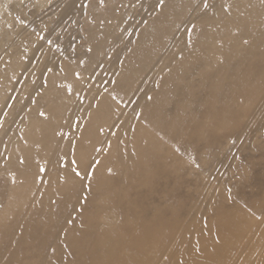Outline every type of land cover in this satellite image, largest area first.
<instances>
[{
  "label": "bare ground",
  "instance_id": "1",
  "mask_svg": "<svg viewBox=\"0 0 264 264\" xmlns=\"http://www.w3.org/2000/svg\"><path fill=\"white\" fill-rule=\"evenodd\" d=\"M10 1L0 2V103L6 89L16 87L11 112L18 108L26 117L0 129V146L5 147L0 173L11 179L8 203L0 210V264H53L45 247L50 229L59 226L51 203L80 184L74 170L85 173L89 157L113 123L112 132L124 135L122 140L110 136L97 153L91 175L95 214L80 234L68 233L66 241L76 252L67 264H264V185L253 183L256 175L248 167L229 189L219 186L212 208L213 200L209 203L210 215L185 223L171 214L165 220L139 217L135 224L132 219L115 224L113 218L111 224L113 186L107 171V165L147 171L148 163L173 158L176 149L186 146L184 137L211 143L215 128L241 133L250 127L247 135L252 133L256 141L264 130V0H214L211 10L198 8L195 26L182 29L163 56L160 51L196 0H86L85 5L70 0L58 12L59 21L76 19L84 10V45L73 58L69 40L53 51L52 36L61 22L32 28L25 8L9 6ZM48 1L35 3L40 8ZM175 47L182 53L179 59ZM98 71L115 76L106 90L98 91L97 99L102 91L104 97L84 107V124L75 130V94ZM21 73L28 76L20 78ZM160 73L164 75L156 81ZM142 77V84L149 78L154 83L142 93L139 89L134 106L142 112L135 117L132 108L124 112L121 107ZM98 79L91 92L102 87ZM236 160L237 153L232 164ZM216 178L221 184L219 173ZM33 205L36 218L22 224L26 218L20 213ZM11 210L15 215H9Z\"/></svg>",
  "mask_w": 264,
  "mask_h": 264
},
{
  "label": "rangeland",
  "instance_id": "2",
  "mask_svg": "<svg viewBox=\"0 0 264 264\" xmlns=\"http://www.w3.org/2000/svg\"><path fill=\"white\" fill-rule=\"evenodd\" d=\"M35 1L37 0H21L16 4L15 0H11L8 5L10 6L13 3L16 6H23L25 8L24 10L27 11V15H29L27 23L31 25L32 28H37L40 25H46L48 29L61 22L57 32H55L52 36L53 39H55L53 51L56 53L55 49L58 48L60 44H64L67 40H69L70 44H72V48L69 52L72 55V58L76 56L78 54L77 48L84 45V40L82 38L83 31L81 30L84 10L82 9L81 16L76 19L69 16L59 21L58 16L60 12L70 0H49L47 4L40 8H37ZM87 1L81 0L78 5L82 3L85 5ZM213 1L214 0H207V7H205V0H196L191 4L185 17L181 21L178 31L176 29L173 32L175 35L173 34L174 36L168 45L160 51L159 56L165 55V52L171 48L173 42L177 39L178 33L182 29L190 30L195 26L196 23L193 21L194 12L200 7L204 8L206 11L211 10ZM14 12L16 11L14 10ZM175 50H177L175 58H181L182 53L179 52V48L175 47ZM158 58L159 57H156V59ZM185 58L190 59V56L186 54ZM54 59L56 61L59 58L56 57ZM163 73H160V75L157 76L156 81H158L160 76L162 77V75H164ZM25 75L28 76V73H21L20 78ZM45 75V72L41 73L40 77L44 79ZM114 76L115 74L113 71L104 73H100L99 71L98 73L95 72L90 75L89 80L86 81V83L81 86L79 91L76 92L73 100V105H75L73 107L75 114L73 115H75V118L72 122L75 130L82 127L84 124V107L87 108L94 101L97 102L99 98L102 99L104 97L102 91L101 95L97 99V93L101 90V88H105L106 90ZM99 77L100 79H98ZM97 79L102 82V87L98 86L91 92L89 87L93 85ZM141 79L143 80V77L134 83L135 86H133L131 96L124 100V107H121V110L124 109V112H127L132 108V112L135 117H138V115L142 112L139 107L134 106L136 97L142 93L147 84L154 83V81L152 79L150 81L149 78L147 81H143L142 84ZM17 85V88L22 86V84L19 86V83ZM40 89V84H38L34 89V93H39ZM139 89L141 90V93ZM6 92L7 96H5L3 102L0 103V129L6 127L8 124L11 125L10 122L13 123L15 120L23 123V120L26 117V114L23 115L22 113L19 114L20 112H17L18 108H15L13 113L11 112L13 100L19 93L16 87H8ZM146 98L149 100L151 99V96L147 95ZM80 104L82 105L81 107ZM132 106H134V108ZM167 108L168 107L166 106L164 109ZM251 112L253 114V109ZM119 114L116 118H118ZM252 114L251 118L253 119L254 117ZM253 123H255L256 126L259 125L255 119L253 120ZM23 128L24 126L21 128V131ZM113 129L114 123L107 128L105 132L106 134L104 133L95 153L89 157V161L86 163L85 173H79L76 169L74 170V176L81 180L80 184H77L75 187V190L63 194L62 197H59L58 201L54 200L51 203L52 213L55 215L56 222H58L59 226H56V223L52 226L48 233L49 238L48 236L46 237L47 241L45 247L47 249L46 253L49 254L48 259L53 264H67L74 260V253L76 251L74 249L71 250L67 243L68 241H66V237L68 238V233L73 231L80 234L79 232L84 230L88 218L91 217L90 215L95 214L92 201L96 191L94 190V185L91 183V175L94 170L95 162L99 158L97 153L104 149V146L108 143L110 136L117 139L120 137L121 139V136L124 135L122 132L120 134L112 132ZM215 129V140L211 143H207L202 139L189 140L184 137L183 139L186 146L176 149V155L173 158L170 156H163L164 159H160L157 162H150L147 164L149 166L147 171L141 170L142 167L140 169L130 168L129 170H124L123 168L116 169L113 165H107V171L109 170L108 174L110 176V184L111 187L113 186L109 192L110 206L113 208L110 213V218L112 220L110 223L113 224L114 218L115 221L118 222L115 224H119L125 219H132L135 224L137 218L140 217L142 220H149L153 217V215H156L157 217L160 216L159 218L164 220L173 216H178L180 222L183 221L185 223L192 218L199 217V215H210L209 203L213 200L211 205L212 208L218 197L217 194L219 190L218 188H220L219 186L223 185L225 190L229 189L237 180V174H240L244 167L249 168L248 170L251 172L253 177L256 175L254 182H251L255 184L260 182L264 185V130L261 129L258 134V138H256V141H253L252 133L247 135L248 131L252 132L253 130V128L250 127H248V131L246 129L241 133H239L240 130H234L231 133H228L224 130L220 131ZM111 133L113 134L110 135ZM69 140L70 143L75 146L77 142L75 137L71 136ZM243 144L244 146H242ZM4 150L5 147L0 146V153H3ZM235 153H237V160L234 165L232 164V156ZM229 161H231V163ZM218 173L222 178L221 184L219 183V179L216 178V174ZM163 177L165 180L162 179ZM10 185V177L6 174L0 173V210L8 203V190ZM258 190L259 187L255 189V191ZM34 202L39 208L41 207V201L39 199ZM207 210L209 211L207 212ZM13 211L9 215H15ZM35 213L36 207L34 205L31 207V210H26L20 213L26 218L23 220L22 224H25V222H32V220L36 218ZM45 218L46 215L42 214V221H44ZM23 226L24 225H22V229ZM87 232L88 234L90 233L89 230ZM113 234L115 235L114 232Z\"/></svg>",
  "mask_w": 264,
  "mask_h": 264
},
{
  "label": "snow or ice",
  "instance_id": "3",
  "mask_svg": "<svg viewBox=\"0 0 264 264\" xmlns=\"http://www.w3.org/2000/svg\"><path fill=\"white\" fill-rule=\"evenodd\" d=\"M160 3H163V0H160ZM205 7H207V0H205ZM41 115H43V113H41Z\"/></svg>",
  "mask_w": 264,
  "mask_h": 264
}]
</instances>
